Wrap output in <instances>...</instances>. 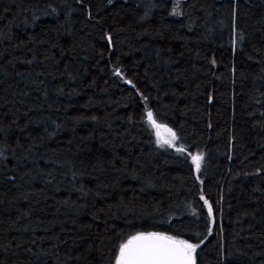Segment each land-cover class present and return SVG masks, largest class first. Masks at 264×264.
<instances>
[{
  "label": "trees",
  "instance_id": "1",
  "mask_svg": "<svg viewBox=\"0 0 264 264\" xmlns=\"http://www.w3.org/2000/svg\"><path fill=\"white\" fill-rule=\"evenodd\" d=\"M179 7L0 0V264H115L138 232L264 264V0Z\"/></svg>",
  "mask_w": 264,
  "mask_h": 264
},
{
  "label": "snow or ice",
  "instance_id": "2",
  "mask_svg": "<svg viewBox=\"0 0 264 264\" xmlns=\"http://www.w3.org/2000/svg\"><path fill=\"white\" fill-rule=\"evenodd\" d=\"M173 12L178 14L175 9ZM145 117L155 130L156 142L161 147L167 145L179 152L185 151L183 146L176 147L175 142L179 139L176 132L167 124L159 123L151 109L146 110ZM202 160L201 153L192 155L197 171L201 168ZM199 246V243L178 239L164 232H138L119 245L115 264H196L195 252Z\"/></svg>",
  "mask_w": 264,
  "mask_h": 264
},
{
  "label": "rangeland",
  "instance_id": "3",
  "mask_svg": "<svg viewBox=\"0 0 264 264\" xmlns=\"http://www.w3.org/2000/svg\"><path fill=\"white\" fill-rule=\"evenodd\" d=\"M179 1H180V0H173V9H175V10H176V13H178V14H174L173 9H172V14H173L174 16H179V15L182 13L181 8L179 7ZM177 5H178V6H177ZM178 239H179V238H178Z\"/></svg>",
  "mask_w": 264,
  "mask_h": 264
}]
</instances>
